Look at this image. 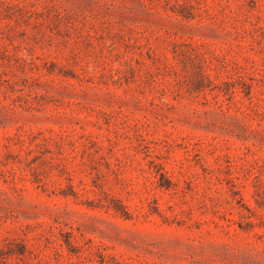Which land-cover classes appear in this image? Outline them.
<instances>
[{"label":"rangeland","instance_id":"obj_1","mask_svg":"<svg viewBox=\"0 0 264 264\" xmlns=\"http://www.w3.org/2000/svg\"><path fill=\"white\" fill-rule=\"evenodd\" d=\"M0 264H264V0H0Z\"/></svg>","mask_w":264,"mask_h":264}]
</instances>
